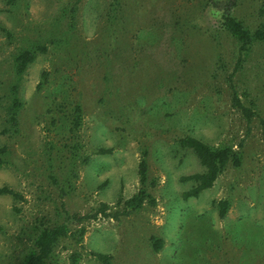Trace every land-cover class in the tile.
Segmentation results:
<instances>
[{
	"label": "rangeland",
	"instance_id": "rangeland-1",
	"mask_svg": "<svg viewBox=\"0 0 264 264\" xmlns=\"http://www.w3.org/2000/svg\"><path fill=\"white\" fill-rule=\"evenodd\" d=\"M233 12L252 32L264 25V0ZM220 22L206 0H0V186L20 195H0V264H20L66 212L86 219L48 264H74V253L75 264H101L93 253L112 264H264V41L239 66L240 43ZM30 48L36 58L18 76L14 58ZM184 136L230 147L241 163L185 198L196 182L182 178L205 168ZM141 190L143 204L127 205Z\"/></svg>",
	"mask_w": 264,
	"mask_h": 264
},
{
	"label": "trees",
	"instance_id": "trees-1",
	"mask_svg": "<svg viewBox=\"0 0 264 264\" xmlns=\"http://www.w3.org/2000/svg\"><path fill=\"white\" fill-rule=\"evenodd\" d=\"M9 3L15 2L16 0H6ZM238 0H206V5L217 13H220V26L225 31L229 32L233 37L237 39L240 43V49L238 52V65L241 66L244 63V57L249 53V48L257 41H264V25L261 28H258L254 32L248 29L241 20L237 19L234 15V8L237 6ZM249 49V50H248ZM251 51V50H250ZM38 49L30 48L20 51L14 58V69L16 75H23L29 65L36 58ZM138 68L141 70V74H144L143 66H137L132 64L130 69L134 73V69ZM154 68V67H153ZM118 76V72H117ZM120 80V78H119ZM116 83L118 79L114 80ZM112 86H114L112 82ZM120 88L123 87V83L119 85ZM16 88V87H15ZM23 103L14 94L13 99L8 109V122L10 128L14 132H18L20 118L19 112L22 108ZM232 105L239 109L243 117L251 122L256 112L253 108L246 106L242 101L238 93L235 91L233 93ZM81 112L82 107L77 105L75 108V113L77 117L75 119V127H79L81 124ZM180 144L183 147L193 150V152L198 156L202 166L205 168V171L202 173H196L190 176H185L182 178L185 180H193L196 182V185L188 192L184 194L185 198L196 197L206 189L211 188L219 175L223 172L225 167L232 163L235 166H239L241 163L240 157L235 153L230 147H213L210 144L206 143L200 138L194 136H184L180 139ZM109 149L100 150V153H108ZM7 154V147H0V168L4 165V157ZM148 172V163L146 159L140 162V175L142 182L147 180ZM0 195H11L14 198H19L20 195L8 186H0ZM147 198V192L141 190L137 195L126 202L127 205H133L134 208H139L145 199ZM107 208L106 204H103L102 211ZM220 215L223 217L227 213L228 202L221 201L219 203ZM99 210V211H101ZM86 219L85 216L80 214H70L69 212L65 213V220L62 223L55 224L53 226H42L38 231L31 250L24 256V259L20 264H48L49 260L54 254L56 247L62 240H65L70 235V227L72 225H77ZM85 227H82L79 231V236L75 238L77 243L82 245L83 236L85 234ZM156 250L162 248V243L157 241L155 244ZM96 259L101 264H112L111 257L107 254L102 253H93ZM72 261L75 264L79 259V254L74 253L72 255Z\"/></svg>",
	"mask_w": 264,
	"mask_h": 264
}]
</instances>
